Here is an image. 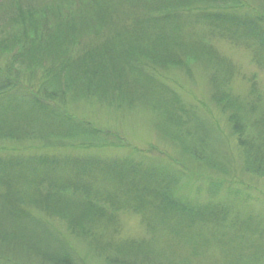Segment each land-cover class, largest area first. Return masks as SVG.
I'll return each mask as SVG.
<instances>
[{
	"label": "rangeland",
	"instance_id": "1",
	"mask_svg": "<svg viewBox=\"0 0 264 264\" xmlns=\"http://www.w3.org/2000/svg\"><path fill=\"white\" fill-rule=\"evenodd\" d=\"M124 1L127 10L129 0ZM166 5L183 7L182 17L170 23L171 30L180 26L171 58L179 55L181 60H145L161 83L153 80L123 90L94 87L83 95L67 92L64 109L57 110L62 117L30 112L14 123L13 113L3 110L7 102H1L0 157H57L62 168L58 176L102 193L105 211L89 207L78 214L86 215L79 225L68 217L81 211L74 205L82 202L78 190L81 195L69 204L76 208L74 214L57 196L51 202L27 196L21 207L26 215L47 221L83 264H264V167L257 169V162L241 157L231 110L223 111L215 98L219 93L237 101L241 108L234 109L251 129L245 131L246 138L264 144V42L247 25L205 18L234 8L240 17L259 18L264 28V0H165ZM117 16L120 25L130 23L127 15ZM13 30L10 23L1 25L0 41ZM104 34L91 39L93 44L103 41ZM133 45L150 49L140 40ZM4 56L0 50V59ZM54 82L60 84L59 79ZM16 105L9 106L21 112L22 106ZM203 122L213 127L202 130L201 137L219 156L196 139L194 132ZM7 125L14 129L11 137L2 136ZM81 127L106 132L102 136L107 139L117 135L120 145H100L80 132ZM256 152L264 157V147ZM109 162H116L114 168L127 163L139 175L133 170L124 172L129 177H122L120 170L110 173ZM145 171H156L154 180L145 181ZM146 183L154 191L138 194L144 196L140 198L137 193L145 191ZM26 220L17 226L30 229ZM0 224L7 230L15 226L1 195Z\"/></svg>",
	"mask_w": 264,
	"mask_h": 264
},
{
	"label": "trees",
	"instance_id": "2",
	"mask_svg": "<svg viewBox=\"0 0 264 264\" xmlns=\"http://www.w3.org/2000/svg\"><path fill=\"white\" fill-rule=\"evenodd\" d=\"M164 2L165 0H129L126 10L124 0H0V26L10 23L15 27L13 33L2 36L0 41V50L6 53V56L0 59V103L7 102L4 103L3 110L13 113V123L21 122L24 115L30 112L47 116L50 114V117L55 118L54 113L68 101L67 92L81 95L84 92L89 93L94 87L123 90L129 85H149L153 80H157V75L152 73L155 77L151 76L150 66L145 63L146 59L154 64L181 60L179 55L175 60L174 57L171 58V45L180 40V26L171 30L170 23L171 20L182 17L180 14H183V7L163 6ZM233 9L208 13L205 18L247 25V28L257 30L259 40L264 42V28L257 21L260 19H251L249 15L247 16L250 19H247L246 14L240 17L237 14L239 10ZM119 14L127 15L130 23L120 25V18L117 16ZM104 31V40L94 45L91 39H98ZM171 33H175L174 37ZM135 40L147 43L150 47L148 52L134 48ZM143 52H146L148 57H144ZM151 52L153 53L150 54ZM32 67L39 73L32 70ZM57 79L60 80L59 85H55L54 80ZM215 98L223 111L231 110L229 121L239 130V135L233 130L232 133L243 155L241 157L257 162V169L263 168L264 162L258 157H264L258 155L256 148H263L264 144L262 141H250L246 138L245 131L251 132V129L246 128V123L234 109L237 106L241 108L237 105L238 102L228 95L220 96L219 93ZM11 104H19L16 105L17 109L21 105L23 110L18 112L9 106ZM58 116L59 112L56 113V117ZM7 126L2 136L11 137L14 129ZM208 126L213 127L212 124L204 122L197 126L194 132L196 139L199 144H205L211 154L219 156L208 148L207 139L201 137V131ZM84 128L81 127L80 132L85 131ZM104 133L106 132L96 128L85 131V134H89L88 139L96 138L100 145H120L115 142L117 139L119 141L117 135L110 136L109 140L102 136ZM45 139L49 142L48 137ZM61 143L64 144L63 140ZM222 157L225 155L219 158ZM60 162L61 160L54 156L20 155L9 160L0 157V187L3 188L0 195L5 200L15 224L9 230L5 229L6 224H0V264H83L68 242L53 231L47 221L26 215L27 211L21 208L30 196L38 195L42 200L50 202L57 196L64 199L60 200V203L68 204L66 207L74 214L76 208L72 210L70 207L72 200L76 194L83 193L82 202L74 204L78 205L81 211L68 216L76 223L73 225L82 222L86 215L82 213L81 218L77 216L80 212L87 213L86 209L89 207L95 211H105L104 201L99 196L101 192L91 185H79L74 179L58 176L62 170ZM115 163L106 164L111 168L110 173L117 170L121 173L129 172L131 166L127 163L120 162L121 164L114 168ZM131 170L139 175L137 169ZM143 173L147 175L145 181L154 180L153 175L157 174L156 171ZM38 175L40 177L37 179ZM126 175L124 173L122 177ZM35 183L34 190H30L29 187ZM146 184L145 191L138 192L137 195L154 191L152 184ZM132 186L135 188L137 184ZM77 190L81 193H77ZM25 220L31 224L30 229L17 226V221Z\"/></svg>",
	"mask_w": 264,
	"mask_h": 264
}]
</instances>
